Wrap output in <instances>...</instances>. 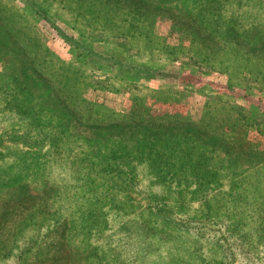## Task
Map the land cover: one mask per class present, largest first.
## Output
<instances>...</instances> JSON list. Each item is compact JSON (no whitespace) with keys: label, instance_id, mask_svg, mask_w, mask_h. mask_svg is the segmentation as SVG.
I'll list each match as a JSON object with an SVG mask.
<instances>
[{"label":"rangeland","instance_id":"rangeland-1","mask_svg":"<svg viewBox=\"0 0 264 264\" xmlns=\"http://www.w3.org/2000/svg\"><path fill=\"white\" fill-rule=\"evenodd\" d=\"M219 1L213 16L215 0H0V264H107L102 242H125L131 222L156 233L129 253L110 249L115 262L201 264L183 244L191 236L144 209L143 198H166L156 204L178 224L197 205L150 187L140 167L133 190L120 173L144 155L185 159L175 151L184 137L176 114L204 126L197 141L187 132L188 162L202 180L218 173L222 184L209 188H240L246 200L235 215L256 236L264 219V0ZM148 4L166 13L150 16ZM214 21L239 26L241 44L223 28L214 33ZM226 116L242 119L225 151L207 133L220 134L212 123ZM201 249L213 255L209 243ZM251 256L234 262L264 261L262 251Z\"/></svg>","mask_w":264,"mask_h":264},{"label":"trees","instance_id":"trees-1","mask_svg":"<svg viewBox=\"0 0 264 264\" xmlns=\"http://www.w3.org/2000/svg\"><path fill=\"white\" fill-rule=\"evenodd\" d=\"M215 3L216 6L215 11L212 13L213 16L219 15L220 10L222 11L224 8L223 3H221L219 0H215ZM143 8H145V11L150 16H155V11L166 13V10L161 8L159 5L153 6L152 4H148ZM228 23L229 24H227L226 27H223L220 23H216V21H214V23H211V27L214 30V33H218V31H216L217 29L222 30L221 28H223V32H227L228 37L233 39L234 44H241L243 39L241 40L240 37V34L242 33H240L239 26H235L230 22ZM248 30L258 32V29L254 27ZM9 36L10 35L7 34V37ZM174 117L177 119L180 118L178 126L182 131L180 133L184 135V137L182 136L181 139L183 145H180V147L175 151L176 153L179 151V153L183 155L185 159L179 160L177 163H175L174 161L170 162V160L166 161L161 155H152L151 157L144 155L137 157L133 159L132 163L129 165V172H126L125 169L120 172L121 176H123L122 179L125 182L124 188H129L132 190L134 189L135 172H133V169L134 166H136L142 168L150 187L159 186L160 188L158 189H162L165 194L171 195L173 201H176L177 203L184 198H186L189 202H194L197 205L196 213L191 216L190 220L185 222L182 221L181 224H178L172 217V210H170L168 206H165L164 204H156L158 202L155 197L162 201L166 200V198L164 199L159 197L156 195V193L154 194V192L145 194L143 198L144 209H147L149 212H152V214L154 213L157 217L164 220L168 226H173V228L185 232L191 236L192 240L183 241V244L185 249L195 255L201 264H235V260H243L240 255L245 257H253L251 255L253 254L254 256H257L258 251L264 252V222H262L264 219L261 218L260 222L256 223L257 226H254L252 233H254L256 236H253L252 239L247 233L244 215H235L236 209H238L239 205H241L240 202L246 200L245 197H241L240 188H233L234 184H232V188L231 186H229L230 188H209L210 186L220 187L222 184L218 173L210 171L208 172L209 176L202 180V174L195 169L196 167L193 168L190 166L192 165V162H188L190 158L187 152L189 145L188 137L186 136L189 134L187 132L191 130V135L193 136L194 141H197L199 140V135L205 133L202 129H200L204 126L201 124L196 125L191 122L188 123V118L177 117V114ZM215 119H218V117ZM241 119L239 116L235 118L226 116V119L222 118L221 120H214V122L217 121V123L212 124L220 123L218 129L223 128V130L220 131V134L219 132L207 133V136L213 142H217L218 144L222 142L223 146L221 149L226 151L224 139L227 138L226 135H235L236 131L240 129L239 123L241 122ZM171 124L176 123L172 121ZM246 127L250 126L247 125ZM214 129L217 130L216 127H214ZM172 143L173 142H171V144ZM177 146L178 144H176V147ZM218 163L223 165L222 161ZM248 163L250 164L251 161H248ZM169 166H171L170 169H166ZM187 178L195 180L188 183L186 182ZM184 183H187V185H182ZM254 199L255 197L252 198V201ZM108 200V204L112 205V209L115 208L116 210L121 211V208L115 205L112 197H109ZM131 200L133 199L131 198ZM127 202L130 206H132L129 200ZM134 204L138 205V203ZM151 225L152 224H150L149 227L148 224L143 225L139 222H131L127 225L124 224L123 227L127 230L125 234L129 235V239H125V242L119 239L117 242H114V246L109 244L105 246L106 244L102 242L103 247H106V261H108L106 263L125 264L123 261L118 260V262H115L117 260L109 258L108 255L110 256V249H115L116 253L119 251L121 253H129L130 251L135 250V248L139 247L140 244L145 243L148 237H154L156 228H154V226L151 227ZM141 231H143V234ZM162 234L167 235L165 232L158 234V238L160 240H162ZM209 234H211V236H209V238H205ZM124 237L126 236L124 235ZM208 243L209 249L213 255L210 257H204L201 255V251L203 250L201 248L203 245L205 246ZM256 258H259V256ZM258 264H264V261L259 260Z\"/></svg>","mask_w":264,"mask_h":264}]
</instances>
